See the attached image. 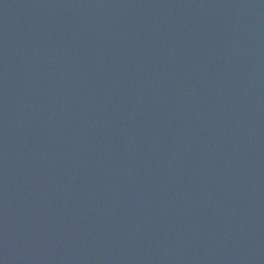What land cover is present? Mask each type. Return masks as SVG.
Segmentation results:
<instances>
[{
  "label": "water",
  "instance_id": "1",
  "mask_svg": "<svg viewBox=\"0 0 264 264\" xmlns=\"http://www.w3.org/2000/svg\"><path fill=\"white\" fill-rule=\"evenodd\" d=\"M0 264H264V0H0Z\"/></svg>",
  "mask_w": 264,
  "mask_h": 264
}]
</instances>
